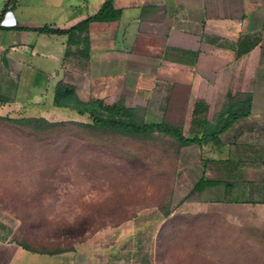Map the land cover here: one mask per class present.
<instances>
[{
	"label": "crops",
	"instance_id": "crops-1",
	"mask_svg": "<svg viewBox=\"0 0 264 264\" xmlns=\"http://www.w3.org/2000/svg\"><path fill=\"white\" fill-rule=\"evenodd\" d=\"M105 1L0 0V113L21 103L28 117H45L46 97L69 85L82 101H122L147 124L192 129L185 136L216 125L225 111L245 114L197 146L208 162L195 185L202 205L214 203V236L229 228L246 240L216 250L215 264L222 255L230 256L225 264H264V0H114L119 17L90 23L88 51L39 30H69ZM148 112L156 121H146ZM121 244L133 248L121 263L108 252L100 264H152L141 235ZM82 260L77 247L23 246L0 216V264H97Z\"/></svg>",
	"mask_w": 264,
	"mask_h": 264
},
{
	"label": "rangeland",
	"instance_id": "rangeland-1",
	"mask_svg": "<svg viewBox=\"0 0 264 264\" xmlns=\"http://www.w3.org/2000/svg\"><path fill=\"white\" fill-rule=\"evenodd\" d=\"M58 104L57 95L46 97L40 118L47 124L15 122L34 118L21 103L0 113V216L23 246L77 247L82 262L97 264L108 252L121 263L133 249L121 243L140 235L152 264H215L216 250L245 247L229 228L215 237L214 203H200L195 184L208 162L205 149L200 154L197 146L158 133L106 132ZM147 115V122L156 121ZM181 128L185 135L192 130ZM254 248L261 249L258 235ZM229 259L222 255V264Z\"/></svg>",
	"mask_w": 264,
	"mask_h": 264
},
{
	"label": "trees",
	"instance_id": "trees-1",
	"mask_svg": "<svg viewBox=\"0 0 264 264\" xmlns=\"http://www.w3.org/2000/svg\"><path fill=\"white\" fill-rule=\"evenodd\" d=\"M119 15L120 11L114 7V0H106L96 15L87 18L69 30L49 28L39 30L45 33L67 36L68 46L79 47L83 45L84 50L88 51L89 39L87 34L90 23L94 20L118 18ZM57 99L58 106L75 110L80 116L87 115L92 126L97 129L131 137H150L155 133L163 134L174 138L184 147L207 145L210 141L218 139L219 135L228 130L235 120L245 116L242 113L230 114L225 111L221 114L216 125L209 124L202 132L185 136L181 127L173 126L166 121L147 124L140 115L139 108L127 107L122 101L113 105L106 104L102 99L82 101L75 93V89L69 85L58 87ZM15 122L48 123L44 118H22L15 120Z\"/></svg>",
	"mask_w": 264,
	"mask_h": 264
}]
</instances>
